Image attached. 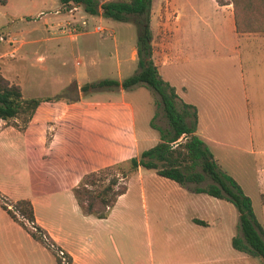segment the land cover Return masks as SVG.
<instances>
[{"label": "rangeland", "instance_id": "374dc122", "mask_svg": "<svg viewBox=\"0 0 264 264\" xmlns=\"http://www.w3.org/2000/svg\"><path fill=\"white\" fill-rule=\"evenodd\" d=\"M137 20L89 15L82 5L59 0L0 4V72L24 97L45 99L27 130L16 128L21 118L0 120V130L6 128L0 133V201L29 199L39 224L75 251L73 264H264L231 245L232 237L242 236L236 206L193 190L212 183L206 174L197 184L180 185L140 168L123 179L127 191L105 219L78 205L72 188L85 173L109 163L112 173L118 164L127 169L128 159L156 144L168 127L158 94L145 83L80 90L138 71ZM151 27L158 72L194 106L197 135L218 170L251 198L264 228V32L238 38L233 16L214 0H152ZM108 101L127 102L131 110L105 108ZM44 119L57 127L50 152L43 145ZM186 119L193 121L192 109ZM119 124H134L138 148L119 144ZM192 170L202 172L201 165ZM8 218L0 205V224ZM4 240L0 262L15 264ZM21 243L22 264H58L52 250L68 264L56 244L51 250L31 235L26 239L25 231Z\"/></svg>", "mask_w": 264, "mask_h": 264}, {"label": "trees", "instance_id": "16d2710c", "mask_svg": "<svg viewBox=\"0 0 264 264\" xmlns=\"http://www.w3.org/2000/svg\"><path fill=\"white\" fill-rule=\"evenodd\" d=\"M219 5L230 4L233 13L235 32H264V0H215ZM8 0H0L4 5ZM62 5L79 4L89 15L100 14L105 19L127 21L130 15L138 17V35L136 39V59L138 71L121 80L104 78L87 82L80 89L85 91L95 87H118L125 89L137 83H145L160 98L162 110L168 122L166 129H161L160 140L124 164H118L115 174L110 166L85 173L72 193L82 210L98 218H105L109 208L115 205L119 196L127 191L126 181L130 173L138 169H150L157 175L176 181L180 185L187 182L199 183L204 174L212 180L207 186L196 185L193 190L210 196L225 199L236 206L239 213V228L242 236H234L231 245L238 251L260 256L264 262V228L257 220L251 198L244 193L238 182L228 173L218 170L217 163L205 146L203 139L195 133L197 114L194 106L180 100L176 88L162 78L152 58V0H59ZM101 9V11H99ZM45 100L40 97H24L21 86L10 82L0 72V120L21 118L24 130L31 120L38 105ZM181 102V107L178 104ZM189 109H192L193 121H187ZM184 138V139H183ZM200 164L202 172L192 170ZM1 207L35 239L50 248L55 245L46 231L37 224L34 208L29 199L21 198L11 203L0 201ZM21 216L20 219L18 216ZM32 225L30 228L26 222ZM197 224L202 220L194 219ZM50 241H47V240ZM58 250H61L57 247ZM52 253L58 264H63L60 256ZM64 254V252H63ZM72 262L68 255V264Z\"/></svg>", "mask_w": 264, "mask_h": 264}, {"label": "crops", "instance_id": "0c3cea01", "mask_svg": "<svg viewBox=\"0 0 264 264\" xmlns=\"http://www.w3.org/2000/svg\"><path fill=\"white\" fill-rule=\"evenodd\" d=\"M218 10L221 11L224 15H225V11H226V13H228L230 16H233L232 8H231L230 4H225V5H219L218 4ZM233 24H234V22H233ZM236 35H237L238 38L242 37V34H238L237 33ZM155 65L157 66L156 63H155ZM119 104L122 105V106H125V107L127 106L128 109L131 110L130 104L127 103V102H124V101H120V103L119 102H114V101H108L107 104H105L104 106H107L105 108L113 109L115 107H119ZM39 105L36 108L35 112L39 109ZM32 122H33V116L31 118V120L28 122L27 127L24 130L29 129V127L31 126ZM52 124H54L53 121L48 120V119H44V122H43V128H44L43 129L44 130L43 131V136H44L43 145H45L47 147L49 152L52 150L51 149L52 145H53L52 141L54 140V137L56 136V131H57V127L53 126ZM4 129H6V128L1 129L0 133L3 132ZM116 134L118 136L119 144H121L122 146L123 145L128 146V145L131 144L132 147L138 148L140 140H139V138H138V136L136 134V131L134 129V124H133V126H126V125H123V124H119V126L117 127ZM196 134H197V130H196ZM47 137H49V138L47 139ZM44 156H46V153L44 154ZM114 163H116V162H114ZM109 164H112V163H109ZM109 164H107V165H109ZM104 166H106V165H104ZM101 167H103V166H101ZM6 214L8 215L7 212H6ZM8 219L9 220L5 221L4 224H0V238H4L5 239L3 241V243L6 245V248L10 249L11 252L12 251L15 252V257H16L15 264H22V257L18 258V255L19 254L23 255L22 243H21V239H22V236H23V231H25L26 239L28 238V235H30V234H29V232L26 229H24L18 222L13 220L10 216H9ZM35 219H36V217H35ZM36 222H37L38 225H40L39 222L37 221V219H36ZM40 226L46 231V233L50 236V238L53 240V242L63 252H66L68 255L71 256L72 264L75 263V261L77 260L78 256L75 253V251H73V249L70 247V244L68 242H64V241L58 239L53 233L48 231L44 226H42V225H40ZM116 251H118V250H116ZM0 264H1V262H0Z\"/></svg>", "mask_w": 264, "mask_h": 264}, {"label": "built area", "instance_id": "2783aa9c", "mask_svg": "<svg viewBox=\"0 0 264 264\" xmlns=\"http://www.w3.org/2000/svg\"><path fill=\"white\" fill-rule=\"evenodd\" d=\"M102 28L100 26L96 27V31H100ZM0 40H3V38L0 36ZM60 255H63L62 250L59 251ZM61 257V256H60ZM63 263V262H62Z\"/></svg>", "mask_w": 264, "mask_h": 264}]
</instances>
